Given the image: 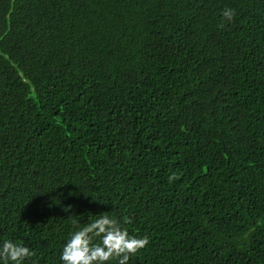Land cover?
Masks as SVG:
<instances>
[{
  "label": "trees",
  "instance_id": "obj_1",
  "mask_svg": "<svg viewBox=\"0 0 264 264\" xmlns=\"http://www.w3.org/2000/svg\"><path fill=\"white\" fill-rule=\"evenodd\" d=\"M102 215L128 264H264V0H0V244Z\"/></svg>",
  "mask_w": 264,
  "mask_h": 264
},
{
  "label": "clouds",
  "instance_id": "obj_2",
  "mask_svg": "<svg viewBox=\"0 0 264 264\" xmlns=\"http://www.w3.org/2000/svg\"><path fill=\"white\" fill-rule=\"evenodd\" d=\"M233 9H224L222 18L231 21ZM147 237L136 238L120 222L102 215L69 233L60 254L61 264H128L148 244ZM35 253L23 244L4 240L0 244V264H24Z\"/></svg>",
  "mask_w": 264,
  "mask_h": 264
}]
</instances>
